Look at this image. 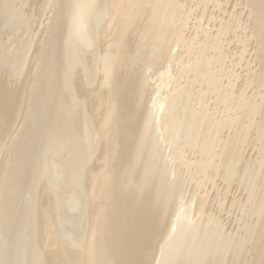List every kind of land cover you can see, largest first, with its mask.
<instances>
[{"label": "bare ground", "instance_id": "6f19581e", "mask_svg": "<svg viewBox=\"0 0 264 264\" xmlns=\"http://www.w3.org/2000/svg\"><path fill=\"white\" fill-rule=\"evenodd\" d=\"M0 264H264V0H0Z\"/></svg>", "mask_w": 264, "mask_h": 264}, {"label": "rangeland", "instance_id": "374dc122", "mask_svg": "<svg viewBox=\"0 0 264 264\" xmlns=\"http://www.w3.org/2000/svg\"><path fill=\"white\" fill-rule=\"evenodd\" d=\"M226 5L229 6V5H230V1H229L228 4H225V6H226ZM227 6H226V7H227ZM242 74H245V72H243ZM236 195H237V194H236ZM231 217H232V215H231ZM231 217H230V218H231ZM231 220H232V219H231ZM225 222H227V220H225ZM227 226H228V224H227Z\"/></svg>", "mask_w": 264, "mask_h": 264}]
</instances>
